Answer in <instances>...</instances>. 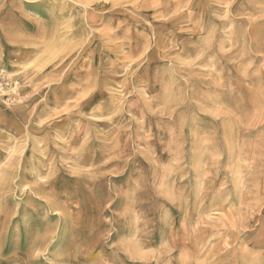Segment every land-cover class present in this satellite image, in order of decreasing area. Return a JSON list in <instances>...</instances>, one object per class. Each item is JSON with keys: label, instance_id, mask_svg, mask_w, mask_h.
<instances>
[{"label": "rangeland", "instance_id": "rangeland-1", "mask_svg": "<svg viewBox=\"0 0 264 264\" xmlns=\"http://www.w3.org/2000/svg\"><path fill=\"white\" fill-rule=\"evenodd\" d=\"M0 264H264V0H0Z\"/></svg>", "mask_w": 264, "mask_h": 264}]
</instances>
